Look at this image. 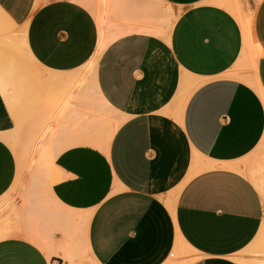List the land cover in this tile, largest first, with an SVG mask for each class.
Segmentation results:
<instances>
[{"label": "crops", "instance_id": "0c3cea01", "mask_svg": "<svg viewBox=\"0 0 264 264\" xmlns=\"http://www.w3.org/2000/svg\"><path fill=\"white\" fill-rule=\"evenodd\" d=\"M159 1L171 28L117 39L94 88L74 90L99 43L90 10L0 0L1 20L27 22L3 44L30 59L0 75V264H171L181 246L188 264H252L239 254L264 226V0L244 1L247 14ZM46 124L60 150L28 185L12 146L35 145Z\"/></svg>", "mask_w": 264, "mask_h": 264}, {"label": "rangeland", "instance_id": "374dc122", "mask_svg": "<svg viewBox=\"0 0 264 264\" xmlns=\"http://www.w3.org/2000/svg\"><path fill=\"white\" fill-rule=\"evenodd\" d=\"M50 0H34V8H38L45 2ZM82 6L86 7L95 17L99 28V43L97 51L93 58L85 64L83 67L76 70L73 74V89H79L85 83H90L92 88L95 84V71L99 58L102 56L106 48L116 41L117 39L132 33H144L150 35H159L161 32H167L171 26L173 20H175V13L172 7L166 3H162L159 0H71ZM246 0H219L222 7L245 14L252 12V9L248 6H244ZM36 6V7H35ZM26 20L21 23H15V25H8L5 21L0 19V27L7 33L1 34L0 37V75L1 73H8L13 77L18 73L19 69L24 66L26 60H30L27 53L23 49L21 43L18 42L16 48L15 43L10 42V48L6 47L3 42L8 40L7 37L12 36L20 37V27L26 24ZM259 57V56H258ZM251 63V60H250ZM251 66V65H250ZM241 67L243 72L251 71V67ZM250 69V70H249ZM0 88H2L0 78ZM16 88V82L14 83ZM65 101H63L64 103ZM59 108V106H58ZM73 119V127L77 128L76 133H79L80 129V113H75ZM59 116V112H58ZM96 118V117H95ZM116 121L111 126V129L107 131H113L116 128ZM79 125V126H78ZM54 129V128H53ZM54 130H50L49 124H46L44 130L40 134L36 144H21L13 145L15 153L18 155L20 161V169L22 174H28L26 180L28 185H43L44 177H46L48 168L53 159L59 152V148L51 146L50 134L54 136ZM79 137H74L72 142H79ZM104 141V140H103ZM33 141L31 140V143ZM14 143V140H13ZM98 143H102L98 140ZM22 166V167H21ZM90 216V212L88 213ZM181 252H175V257H170L171 264H188L189 261L194 259L192 252L182 250ZM244 260L250 261L252 264H264V233L262 238L258 241L257 246L249 251H242ZM90 259V257L88 258ZM91 260V259H90Z\"/></svg>", "mask_w": 264, "mask_h": 264}, {"label": "bare ground", "instance_id": "6f19581e", "mask_svg": "<svg viewBox=\"0 0 264 264\" xmlns=\"http://www.w3.org/2000/svg\"><path fill=\"white\" fill-rule=\"evenodd\" d=\"M244 78H247V79H249V80H251V82L253 83V84H255L256 85V79L255 78H253V76H251V75H246V76H244ZM188 95V94H187ZM184 101H185V99H184ZM80 123V122H79ZM79 126V125H78ZM55 132H53V134H54ZM263 233H264V226H263V229H262V231H261V234H260V236H259V240L262 238V235H263ZM183 247V249L184 250H186V251H188V252H192V250L189 248V247H187V246H182ZM182 249V250H183ZM190 262V261H189ZM188 262V263H189Z\"/></svg>", "mask_w": 264, "mask_h": 264}, {"label": "built area", "instance_id": "2783aa9c", "mask_svg": "<svg viewBox=\"0 0 264 264\" xmlns=\"http://www.w3.org/2000/svg\"><path fill=\"white\" fill-rule=\"evenodd\" d=\"M172 255V254H171Z\"/></svg>", "mask_w": 264, "mask_h": 264}]
</instances>
